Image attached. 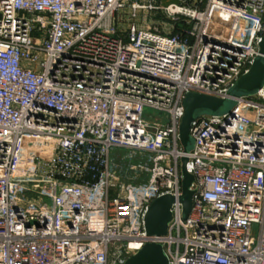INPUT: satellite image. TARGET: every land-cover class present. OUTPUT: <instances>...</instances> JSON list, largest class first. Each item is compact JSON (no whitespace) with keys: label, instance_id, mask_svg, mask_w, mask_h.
I'll list each match as a JSON object with an SVG mask.
<instances>
[{"label":"built area","instance_id":"built-area-1","mask_svg":"<svg viewBox=\"0 0 264 264\" xmlns=\"http://www.w3.org/2000/svg\"><path fill=\"white\" fill-rule=\"evenodd\" d=\"M141 1L0 0V264H124L147 243L169 264H264V85L197 117L190 152L179 139L186 94L226 98L258 56L264 0ZM157 1L183 15L172 33L116 26ZM115 149L146 178L121 180ZM166 194L167 233L148 235Z\"/></svg>","mask_w":264,"mask_h":264},{"label":"water","instance_id":"water-1","mask_svg":"<svg viewBox=\"0 0 264 264\" xmlns=\"http://www.w3.org/2000/svg\"><path fill=\"white\" fill-rule=\"evenodd\" d=\"M162 5L166 6L169 2L178 3L179 0H161ZM1 17V15H0ZM259 54L254 59L247 73L242 75L235 84L228 90L226 98H218L210 95L189 92L183 100L184 114L179 125L180 144L185 153L190 152L194 146V140L190 134L193 121L204 114L224 115L229 113L235 106V98L241 96L254 95L264 85V36L259 43ZM227 101L234 104L230 110H226ZM187 158H181V185L182 194L180 201L183 205L184 217L190 212L192 206V196L194 191L191 189L193 176L186 169ZM173 197L163 195L155 199L149 206L145 217V230L148 235H165L168 224L171 220V204ZM124 264H169L168 258L161 244L147 243L133 256L129 257Z\"/></svg>","mask_w":264,"mask_h":264},{"label":"rangeland","instance_id":"rangeland-1","mask_svg":"<svg viewBox=\"0 0 264 264\" xmlns=\"http://www.w3.org/2000/svg\"><path fill=\"white\" fill-rule=\"evenodd\" d=\"M182 4L188 5L192 3V0H182ZM194 3V2H193ZM192 3V4H193ZM130 4V2H129ZM141 4H148V0H142ZM159 1H157L156 6L158 8L156 9H138L135 12V17H132V11L129 7L122 9L121 11L117 12L115 14V24L118 26V29L122 32L127 29L130 23L134 22L138 28H156L159 31L169 34L174 31L176 28V22L173 17H178V20L180 24L183 23V20L180 18L183 15H177L175 14L173 17L169 15L164 9L159 8ZM174 19V20H173ZM181 20V21H180ZM233 101H227L226 103V110H230V108L233 106ZM158 115L164 116L163 113L155 111L151 108H145L144 109V117L147 120L152 119L153 117H156ZM207 116H210L209 114H204ZM201 115V116H204ZM129 151L126 149H115L112 154L111 158L113 161L117 164L118 170L121 171L122 177L121 180L126 182H140L141 180H144L146 178L145 175L140 174V177L138 179V176H136L137 172L132 170L133 165L139 164L142 159L141 156H135L133 158L128 157ZM258 226H253L254 234H257Z\"/></svg>","mask_w":264,"mask_h":264},{"label":"trees","instance_id":"trees-1","mask_svg":"<svg viewBox=\"0 0 264 264\" xmlns=\"http://www.w3.org/2000/svg\"><path fill=\"white\" fill-rule=\"evenodd\" d=\"M180 26H181V24H180L179 22H176V28L174 29V31H175L176 29H178Z\"/></svg>","mask_w":264,"mask_h":264}]
</instances>
